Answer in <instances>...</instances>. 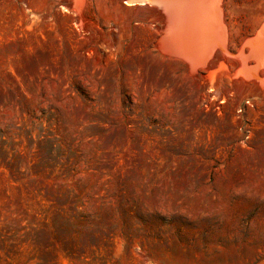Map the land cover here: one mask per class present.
<instances>
[{"label": "rangeland", "instance_id": "rangeland-1", "mask_svg": "<svg viewBox=\"0 0 264 264\" xmlns=\"http://www.w3.org/2000/svg\"><path fill=\"white\" fill-rule=\"evenodd\" d=\"M77 1L0 0V264H264V0L194 71L158 8Z\"/></svg>", "mask_w": 264, "mask_h": 264}, {"label": "bare ground", "instance_id": "bare-ground-1", "mask_svg": "<svg viewBox=\"0 0 264 264\" xmlns=\"http://www.w3.org/2000/svg\"><path fill=\"white\" fill-rule=\"evenodd\" d=\"M126 4L153 6L166 16V26H169L164 31L159 48L185 61L191 71L204 66L212 51L225 54V31L222 29L225 30V27L220 21V0H126ZM260 28L257 36L246 43L249 47L247 53L236 55L242 62L238 74L250 80L257 79L256 72L264 65V27ZM250 59L254 60V65L246 66L245 62ZM259 82L264 88V78Z\"/></svg>", "mask_w": 264, "mask_h": 264}, {"label": "crops", "instance_id": "crops-1", "mask_svg": "<svg viewBox=\"0 0 264 264\" xmlns=\"http://www.w3.org/2000/svg\"><path fill=\"white\" fill-rule=\"evenodd\" d=\"M7 5H6V0H5V5L6 6H10V7H12V4H13V0H7ZM21 6H25V8L27 9L28 8V0H26V3H24V4H21Z\"/></svg>", "mask_w": 264, "mask_h": 264}]
</instances>
